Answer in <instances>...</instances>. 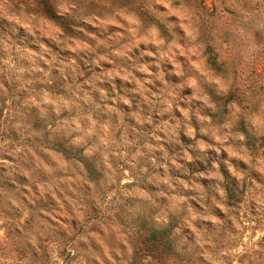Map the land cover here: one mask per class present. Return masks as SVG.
I'll list each match as a JSON object with an SVG mask.
<instances>
[{"label": "clouds", "instance_id": "clouds-1", "mask_svg": "<svg viewBox=\"0 0 264 264\" xmlns=\"http://www.w3.org/2000/svg\"><path fill=\"white\" fill-rule=\"evenodd\" d=\"M0 264H264V0H0Z\"/></svg>", "mask_w": 264, "mask_h": 264}]
</instances>
